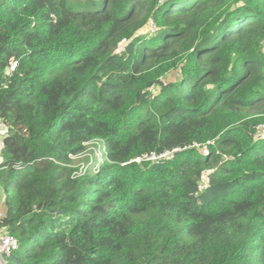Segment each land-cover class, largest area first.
Here are the masks:
<instances>
[{
  "label": "trees",
  "instance_id": "1",
  "mask_svg": "<svg viewBox=\"0 0 264 264\" xmlns=\"http://www.w3.org/2000/svg\"><path fill=\"white\" fill-rule=\"evenodd\" d=\"M0 116L9 264H264V0H0Z\"/></svg>",
  "mask_w": 264,
  "mask_h": 264
},
{
  "label": "built area",
  "instance_id": "2",
  "mask_svg": "<svg viewBox=\"0 0 264 264\" xmlns=\"http://www.w3.org/2000/svg\"><path fill=\"white\" fill-rule=\"evenodd\" d=\"M151 29L155 31L156 28L154 24H151ZM17 65H18V62H15L13 67H10L9 70L14 69ZM6 130H7V124L4 121V119L0 116V132L6 131ZM167 154L168 152L163 153L161 155L152 154L148 156L147 158L155 160V159L161 158L162 156H166ZM199 188L202 190L203 186L200 185ZM3 215L4 213L0 211V220ZM2 229H4L5 231L3 234H0V262L1 264H9L8 257L13 252H15L17 249H19L20 241L15 235L7 232L5 228H2Z\"/></svg>",
  "mask_w": 264,
  "mask_h": 264
},
{
  "label": "rangeland",
  "instance_id": "3",
  "mask_svg": "<svg viewBox=\"0 0 264 264\" xmlns=\"http://www.w3.org/2000/svg\"><path fill=\"white\" fill-rule=\"evenodd\" d=\"M177 73H178V71H176V70L172 71L171 74L166 78V80H175L178 77ZM153 90L154 91L158 90V87L157 86L154 87ZM0 133L5 136L6 131L0 132ZM95 146H96V144H94V143L88 144L87 151H86V153H84L85 155L83 154V155L79 156L78 159H76V162L80 163V162H82V160L86 159L90 155H92L93 159H95L97 157L100 159L102 157V152L100 150H97V152H95L93 154V151H95ZM0 205H1L3 212H5V210H6L5 203H0ZM0 264H1V262H0Z\"/></svg>",
  "mask_w": 264,
  "mask_h": 264
},
{
  "label": "crops",
  "instance_id": "4",
  "mask_svg": "<svg viewBox=\"0 0 264 264\" xmlns=\"http://www.w3.org/2000/svg\"><path fill=\"white\" fill-rule=\"evenodd\" d=\"M4 137L5 136L0 133V165L4 161V156H3V151H2L3 143H4ZM6 198H7V193H6L5 189H4V187L0 184V203H5L6 202ZM0 211L3 212L2 208H1V205H0ZM4 231L5 230L0 227V234H3Z\"/></svg>",
  "mask_w": 264,
  "mask_h": 264
}]
</instances>
